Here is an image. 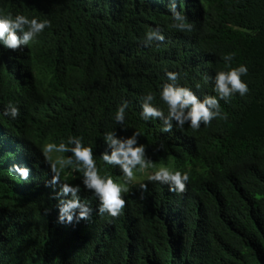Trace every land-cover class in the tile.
<instances>
[{"label":"trees","instance_id":"trees-1","mask_svg":"<svg viewBox=\"0 0 264 264\" xmlns=\"http://www.w3.org/2000/svg\"><path fill=\"white\" fill-rule=\"evenodd\" d=\"M168 2L0 0V13L52 22L23 54L0 48V110L13 100L21 112L0 116V264H264V0H177L194 23L183 33L169 27ZM155 26L164 42L142 46L138 37ZM226 52L233 66H248L249 93L220 101L225 119L170 133L139 119L137 98L156 91L165 69L182 85L199 82L198 96L214 95L203 76L223 67ZM121 98L129 101L124 130L111 119ZM114 127L138 131L157 166L188 170L185 191L148 183L141 198L134 181L121 214L109 217L81 186L91 218L58 223L40 147L82 136L101 174L116 179L118 169L99 158L101 133ZM14 163L29 169L28 182ZM80 176L61 179L80 184Z\"/></svg>","mask_w":264,"mask_h":264},{"label":"clouds","instance_id":"clouds-1","mask_svg":"<svg viewBox=\"0 0 264 264\" xmlns=\"http://www.w3.org/2000/svg\"><path fill=\"white\" fill-rule=\"evenodd\" d=\"M170 14L169 27L178 32H191L194 23L187 19L184 11L177 10V0H169L165 5ZM51 20L46 17L28 16L23 13H0V48L12 50L23 54L29 43H35L46 29L51 27ZM144 47L155 42H164L165 36L158 26L149 27L142 37H138ZM233 53L221 54L223 67L214 73L203 76L204 83L210 85L214 95L204 94L198 96L193 88L199 90L201 84L195 83L192 87L178 83L181 79L178 71L164 70V77L156 91L148 90L137 98L140 120L146 122L158 120L160 132L170 133L184 128L185 124L192 130H198L202 125L208 126L215 119H225L227 114L222 110L220 101L225 104L234 96L244 98L249 93L245 77L248 66L244 63L232 65ZM129 101L121 98L114 109L111 119L121 130L126 123V110ZM21 115L17 102L9 100L0 110V116L16 120ZM140 133L133 130L130 135H117V127L101 133L104 151L99 154L104 167L118 169L119 177L114 179L111 175L101 174L98 167L94 148L84 143L79 135H68L59 142L49 141L40 147V155L50 169V179L46 186L54 189L53 197L56 199L57 222L69 224L81 219L91 218L93 209L84 202L79 193L81 186L98 201L96 214H107L117 217L125 207V194L129 193L133 181L143 192L147 190L148 183H158L166 186L169 192L183 193L189 182V171L173 168L165 164L157 166L146 155L145 144L138 142ZM56 155L53 158L52 154ZM11 170L17 174L19 181L28 182L29 169L19 164H12ZM72 170L79 172L80 184L67 182L61 179L62 173ZM143 174V179L137 177ZM146 181V182H145ZM49 209H45L47 213Z\"/></svg>","mask_w":264,"mask_h":264},{"label":"rangeland","instance_id":"rangeland-1","mask_svg":"<svg viewBox=\"0 0 264 264\" xmlns=\"http://www.w3.org/2000/svg\"><path fill=\"white\" fill-rule=\"evenodd\" d=\"M52 156L54 157V154H52ZM55 158V157H54ZM134 182V181H133Z\"/></svg>","mask_w":264,"mask_h":264}]
</instances>
